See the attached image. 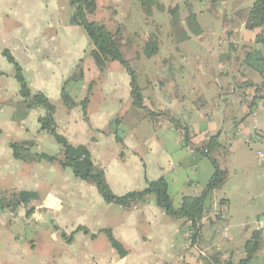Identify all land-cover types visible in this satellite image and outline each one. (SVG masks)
Segmentation results:
<instances>
[{
	"label": "crops",
	"instance_id": "0c3cea01",
	"mask_svg": "<svg viewBox=\"0 0 264 264\" xmlns=\"http://www.w3.org/2000/svg\"><path fill=\"white\" fill-rule=\"evenodd\" d=\"M157 1L164 6V11L149 12L140 0H97V9L89 17L96 23L104 22L102 25L118 34L121 52L136 72L144 109L133 106L131 77L119 62L108 63L100 77L88 84L87 65L92 70L95 59L85 31L70 23L71 0L0 2L4 23L18 22L16 18L22 17L27 20L23 38L10 41L0 49V54L5 59V50L13 52L32 93L45 94L56 107L58 132L70 144L89 148L95 166L104 171L114 194L122 196L143 190L147 180L165 178L170 196L179 209L184 197L203 194L215 168L212 163L202 167L201 160L206 157L184 146V130L174 127L170 119L188 128L196 147L220 135V147L214 151L219 166V157L227 153L228 143L232 153L234 144L243 141L249 146H259L256 152L264 149V122H258L256 113L263 112L264 81L249 74L244 65L248 54L257 47L258 36L264 35V28L252 30L245 43V34L249 32L247 19L254 0ZM175 7L180 9L183 26L186 27L187 17L195 14L202 29L200 36L191 35L189 41L180 45L172 37L168 13ZM109 21L111 27L105 25ZM4 28L5 32L10 31L7 24ZM1 31L0 27V34ZM154 38L158 39L159 53L147 57L145 46ZM244 44L247 48L238 56ZM1 63L4 65L2 59ZM11 70L9 66L0 69L3 74L0 75V117L5 115L0 118V160H9L0 173V196L10 197L15 192L26 191L35 193L37 199L28 207L35 209L29 217L24 206L16 211L0 210V227L4 229L0 232V246L2 239L7 244L5 252L0 250V264H207L214 256L220 259L219 264H240L246 259L245 244L254 232L261 231L264 222V202L257 206L262 196L255 194L247 176L238 183L226 175V183L215 191L214 218L213 221L208 217L203 219L198 249L184 236L183 221L168 216L156 205L153 196L140 207L124 209L106 204L93 184L77 179L58 162L28 164L14 159L10 147L14 142H31L38 150L43 148L37 153L47 154L45 148L52 150L51 155L62 152L54 138L40 129L39 119L46 114L45 109L32 110L24 118L15 114L16 108L21 109L22 100L13 76L15 70ZM81 70L83 80L70 82ZM97 80L103 85L95 88L100 85H95ZM248 81L255 87H241ZM70 85L69 92L79 104L72 110L62 102V91ZM248 94L253 101L245 99ZM6 102L11 107L3 108ZM239 102L248 108L253 103L246 116L251 128L243 127L246 118L238 123L233 116ZM84 103L87 117L84 115L82 119ZM105 110L110 113L103 119ZM150 112L168 116L151 121ZM118 115L124 121L121 126L126 128L119 134L124 148L112 130L114 117ZM239 133L243 136L237 138ZM3 134L5 137H1ZM232 138H235L234 144L229 142ZM258 163L264 167V159H258ZM185 168L188 174L184 173ZM39 224L52 225L46 235L51 249L61 247L63 251L57 261L51 260V249L42 250L39 263L32 260L35 241L29 242V239L39 230ZM80 227L89 233L78 231ZM225 228L229 229L227 238ZM103 230L112 231L126 251L124 257L113 249ZM251 264H264L263 234Z\"/></svg>",
	"mask_w": 264,
	"mask_h": 264
},
{
	"label": "trees",
	"instance_id": "16d2710c",
	"mask_svg": "<svg viewBox=\"0 0 264 264\" xmlns=\"http://www.w3.org/2000/svg\"><path fill=\"white\" fill-rule=\"evenodd\" d=\"M218 3L221 0H200ZM143 7L151 12L153 9L164 11L165 8L157 0H140ZM72 15L70 23L74 26L81 27L87 34L91 46L92 56L95 59L96 65L103 71L105 66L111 62H119L123 65L131 77V90L133 106L136 109H144V98L142 96L141 88L138 85L136 72L129 66V62L124 58L117 33H113L107 29L106 26L91 21L89 17L93 15L97 9V0H71ZM171 17V30L172 37L176 45L183 44L191 39V35L200 36L202 29L198 23L197 16L190 14L186 19V27L183 26L180 17L179 7H175L168 11ZM247 28L250 30L264 28V0H254V5L249 11L247 19ZM256 49L248 54L244 61V65L259 75L264 77V35L258 36L256 40ZM145 55L152 57L159 53L158 39L150 40L145 46ZM4 57L7 61L15 67V79L19 84V96L21 98L20 116L24 118L32 110L43 108L46 114L39 119L41 131L49 133L54 140L61 147L60 155H48L46 153H37L31 155V147L35 144L31 142H14L11 144L13 156L16 160L28 164H35L42 161L48 163L58 162L62 167L70 169L73 175L82 181L93 184L102 199L106 204L118 205L124 209H132L140 207L146 203L150 196L155 197L156 205L164 211L168 216L176 220L183 221V229L185 231H192L191 238L192 247L200 248L199 238L202 228V221L205 217L213 221L214 215L212 214L215 209L214 193L226 183L227 173L223 171L215 157L214 151L220 147L218 138L220 135L212 137L207 144L202 147H196L191 142V136L188 128H183L177 120L170 119L177 129L184 130L183 143L185 147L193 148V151L206 157L211 161L215 168V173L207 183L206 188L201 196L198 197H184L179 209L174 208V202L169 193V184L165 178H160L155 181L147 180L146 187L143 190L131 191L122 196L114 194L105 179V173L102 169L95 166L89 148L86 145L74 146L70 144L66 137L58 132L57 123L55 120L56 107L47 96L43 93H32L29 83L23 73L19 63L9 50L4 51ZM0 75H3L2 73ZM83 80V70L70 78V82H81ZM245 89L253 88L255 85L251 82L241 84ZM245 97V96H244ZM62 102L64 106L72 110L79 104L67 93L66 88L62 91ZM253 104V103H252ZM250 104V110L253 105ZM85 117H87L86 103L82 104ZM25 114V115H24ZM168 114L150 112V118L159 117ZM117 142L124 148V141L119 136L117 131H114ZM123 155V154H122ZM37 199V195L33 192H15L10 197L0 196V210L5 208L16 211L20 207L27 208V217L34 213V208L29 209V205ZM78 231H83L88 234L86 228L80 227ZM108 240L115 251L121 256L126 255L123 246L114 238L111 230H103ZM262 239V231H256L252 234L251 238L245 244L247 257L241 261L240 264H251L255 258L258 250L259 243ZM213 261L207 264H219L218 256L212 257ZM232 264V263H225Z\"/></svg>",
	"mask_w": 264,
	"mask_h": 264
},
{
	"label": "rangeland",
	"instance_id": "374dc122",
	"mask_svg": "<svg viewBox=\"0 0 264 264\" xmlns=\"http://www.w3.org/2000/svg\"><path fill=\"white\" fill-rule=\"evenodd\" d=\"M8 1L9 0H0V2H8ZM33 1L34 0H32V2ZM176 1L178 3L180 0H176ZM191 2L193 3V2H195V0H191ZM70 9L72 10L71 5H70ZM3 12H4V10L0 9V15ZM3 17H5V15H2L0 17V21H1L0 27L2 29L1 34H0V49H3L4 46H6L10 41L13 42V40L16 41V39L19 40V39L23 38L25 31H26V27H27V22H26L27 20H25V18H23V17L22 18H16L18 20V22L16 20H11L10 23H6V22L4 23L2 21ZM11 18H13L12 15H11ZM5 24H7V27H9L8 30H10L11 32L10 31L5 32V30H4ZM105 25L111 27L110 21L105 23ZM251 31L252 30L249 29V32L245 34V43L246 44L249 41ZM246 44H244L243 46L240 47L238 56H240L244 53L245 49L247 48ZM6 49H9V48H6ZM14 53L17 55H20V56L22 55L21 53H19L17 51H15ZM11 54L14 56L13 52ZM1 59L4 61V65L1 63ZM18 63H19V61H18ZM160 65L164 66L162 63ZM8 66L12 69L11 71L15 70V67L13 65H10L9 62H7L6 58L3 59L1 54H0V69L5 70L6 68H8ZM89 68L90 67L87 65V79L86 80H87L88 84L90 85V83H93L95 81V79H98L100 77L102 70L95 63H94V66L92 67L93 68L92 70H89ZM247 70H248L249 74H252L255 78H259V79H262L264 81V77L259 75L257 72H255L251 69H247ZM169 71H170V69H167V72H169ZM243 73L240 75L239 79H242ZM15 74H16V70L14 71V74H13L14 77H15ZM169 75L171 77H174V74L172 72H169ZM97 84L98 85L100 84V85L96 86V87L94 86L95 88L101 87L103 85V84H101V82H98V80L95 83V85H97ZM71 90H72V85H70L68 87V90L66 89V91L75 100L76 98H74V97H76V96L73 97L70 94ZM199 103L202 104V100H200ZM107 104L108 105L110 104V100L107 101ZM237 106H241L240 107L241 110ZM237 106L234 109L233 116L237 117V119H238L237 122L239 123L244 118H246L247 114L249 113V108H248V105H240V102L237 104ZM0 107L2 108L1 104H0ZM5 107H11L10 103L6 102L3 105V108H5ZM17 110H18V108L15 109V114L17 113V116L20 117L23 113V110L20 109V110H18V112H17ZM109 113H110V110H107L106 114L103 116V119L105 116L107 117L109 115ZM256 113L258 115V117H257L258 122H264V112H261L260 114H258V112L256 111ZM80 116H81V114H80ZM4 117H5V115H1L0 118H4ZM83 117H84V114L82 113L81 118L83 119ZM174 118L178 119V117H174ZM153 119H156V118H152L150 120L152 121ZM127 120H129V119H127ZM161 120H163V119H161ZM156 121H158V119ZM119 122H120V124H119ZM121 122H124V121H122V116L120 117V115H118V116H116V118L114 117L112 130L117 131L120 135H122L124 133V130H126V128L124 126H121ZM142 122H143V120H142ZM230 122H233V121L231 120V121L227 122V125L225 126V131L228 129ZM2 123H3V125H8L9 122H2ZM117 124H119V125H117ZM242 124H243L244 128H246V127L251 128L249 125L248 118H246V121L242 122ZM6 134L8 135L7 128H6ZM6 134H3L1 137H5ZM240 136H243V133H239L237 135V138H239ZM234 140H235V138H232V139H230L229 142L231 144H234ZM219 143H220V140H219ZM0 146H1V143H0ZM230 147H231V145L228 143V145L226 146L227 153L224 154L222 156V158L219 157L220 168L225 170L228 173L227 178L231 177V178H233V180H236V182H238V183L241 182L243 177L247 176L248 179L253 183L252 189H254L255 194L257 196H259V195L262 196V201L260 203L258 202V204H257V206H260L261 203L264 202V181H263L264 180V177H263L264 167L263 168L260 167V165L258 163V159L256 157V153H255L257 148H259V146H256V145L249 146L244 141L241 143H235L234 144V147H235L234 153H232L230 151ZM38 149L39 148H37V146H35V145L32 146L30 154L35 155V154H37L38 151L41 152L43 148L40 150H38ZM45 150L47 151V154L50 153L48 155L52 154V152H50L52 150H48L47 148H45ZM228 150H229V152H228ZM12 154H13V152H12ZM0 161L2 162V167H0V173L2 174L3 173L2 169L4 167H6L5 161H9V160L7 159V160H0ZM201 161H203L202 167L204 166V164H207V166H212L211 161L207 158H202ZM185 172L188 174L186 168L184 170V173ZM243 173H245V175H243ZM174 208L178 209L176 202L174 204ZM50 225L51 224H39L38 225L39 230L38 231L36 230L35 232H33V238L29 239V242H31L32 240L35 241L34 242L35 247H34V251L32 253V260L35 263L40 262V260L42 258V250L51 249V246H49V243H48L50 238L46 235V233H48L46 230L52 226V225L51 226ZM8 230L11 231L12 230L11 227H9ZM0 232H2V233L4 232V229L2 227H0ZM1 242H2V245L0 246V250H2L1 253H3V252H5V250L7 248V244L6 245L4 244L5 243L4 239H2ZM51 250H52L50 253L51 260L57 261V259L62 255V252H63V251L62 252L60 251V250H62L61 247L51 249Z\"/></svg>",
	"mask_w": 264,
	"mask_h": 264
},
{
	"label": "built area",
	"instance_id": "2783aa9c",
	"mask_svg": "<svg viewBox=\"0 0 264 264\" xmlns=\"http://www.w3.org/2000/svg\"><path fill=\"white\" fill-rule=\"evenodd\" d=\"M245 99L248 102L253 101L252 95H245ZM263 112H264V105H263ZM257 157L259 158L260 161H262V159H264V149H262L261 151L257 152ZM261 231L262 234L264 236V222L261 225ZM193 232L192 231H184V236L187 238V240L192 244L191 238H192ZM224 235L227 238L229 235V229L225 228L224 229Z\"/></svg>",
	"mask_w": 264,
	"mask_h": 264
},
{
	"label": "bare ground",
	"instance_id": "6f19581e",
	"mask_svg": "<svg viewBox=\"0 0 264 264\" xmlns=\"http://www.w3.org/2000/svg\"><path fill=\"white\" fill-rule=\"evenodd\" d=\"M261 151V150H260ZM257 152H259V151H257ZM257 152H256V155H257ZM259 159V158H258Z\"/></svg>",
	"mask_w": 264,
	"mask_h": 264
}]
</instances>
